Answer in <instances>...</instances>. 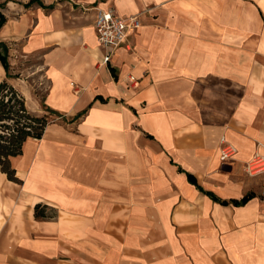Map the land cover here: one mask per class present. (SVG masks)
<instances>
[{"label": "crops", "instance_id": "1", "mask_svg": "<svg viewBox=\"0 0 264 264\" xmlns=\"http://www.w3.org/2000/svg\"><path fill=\"white\" fill-rule=\"evenodd\" d=\"M27 1L0 81L50 122L0 168V264H264V0ZM107 7L139 26L105 64Z\"/></svg>", "mask_w": 264, "mask_h": 264}, {"label": "trees", "instance_id": "2", "mask_svg": "<svg viewBox=\"0 0 264 264\" xmlns=\"http://www.w3.org/2000/svg\"><path fill=\"white\" fill-rule=\"evenodd\" d=\"M34 3L39 6H45L41 0H28L26 3H23V6L28 8ZM52 5L50 4L45 7L51 8ZM0 8H3V4H0ZM6 20V16L0 10V28ZM0 62L4 67L6 77L12 76L9 73L8 46L5 42H0ZM82 113H78L74 118H78ZM49 122L50 119L47 115L35 114L27 108L24 96L11 83L6 79L0 81V168L7 175L8 179L20 182L14 168L11 167L10 157L22 153V146L26 139L41 138ZM186 174L188 180L195 184L200 191L213 201L223 205H243L253 196V193H247L240 199H222L214 192L204 190L196 182L192 174ZM47 208L48 206L46 205L36 204V217H52L56 214V211L50 212L51 214L46 212Z\"/></svg>", "mask_w": 264, "mask_h": 264}, {"label": "built area", "instance_id": "3", "mask_svg": "<svg viewBox=\"0 0 264 264\" xmlns=\"http://www.w3.org/2000/svg\"><path fill=\"white\" fill-rule=\"evenodd\" d=\"M138 26L139 21L135 16H121L111 7L98 9L94 28L97 41L103 49L102 63L110 62L115 49L124 42L128 29ZM233 152L234 148L231 146L223 148L220 156L221 160H227ZM262 163H264V160L256 156L251 163L246 165V169L253 171Z\"/></svg>", "mask_w": 264, "mask_h": 264}, {"label": "rangeland", "instance_id": "4", "mask_svg": "<svg viewBox=\"0 0 264 264\" xmlns=\"http://www.w3.org/2000/svg\"><path fill=\"white\" fill-rule=\"evenodd\" d=\"M43 1H48V0H43ZM50 1V0H49ZM52 1H60V2H64V1H67V0H52ZM0 4L2 5L3 4V6H4V2H3V0H0ZM1 9V8H0ZM30 62H36V60H29ZM39 93H40V90H39Z\"/></svg>", "mask_w": 264, "mask_h": 264}]
</instances>
